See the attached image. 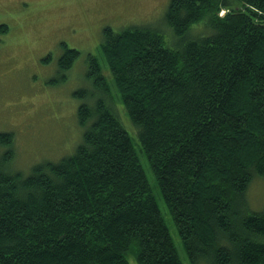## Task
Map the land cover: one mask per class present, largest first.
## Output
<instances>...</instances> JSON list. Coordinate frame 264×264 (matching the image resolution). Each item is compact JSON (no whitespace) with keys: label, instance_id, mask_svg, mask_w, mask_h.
Here are the masks:
<instances>
[{"label":"trees","instance_id":"1","mask_svg":"<svg viewBox=\"0 0 264 264\" xmlns=\"http://www.w3.org/2000/svg\"><path fill=\"white\" fill-rule=\"evenodd\" d=\"M162 21L102 29L118 100L188 263L264 264L246 195L264 179V0H168ZM61 45L56 83L79 57ZM83 60L72 155L23 175L0 131V264H182L99 61Z\"/></svg>","mask_w":264,"mask_h":264},{"label":"rangeland","instance_id":"2","mask_svg":"<svg viewBox=\"0 0 264 264\" xmlns=\"http://www.w3.org/2000/svg\"><path fill=\"white\" fill-rule=\"evenodd\" d=\"M167 3L168 0H0V30L6 26L0 31V131L13 133L16 154L11 167L23 175L30 174L40 162L72 155L82 141L84 129L76 115L80 97L75 92L89 87L85 55L96 56L180 261L190 264L99 50L104 27L117 30L163 24ZM223 13L224 9L219 15ZM61 43L76 49L79 57L65 81L56 83L65 74L58 69V59L63 54ZM246 195L248 206L262 211L264 179H255ZM128 259L129 264H137L133 256Z\"/></svg>","mask_w":264,"mask_h":264}]
</instances>
